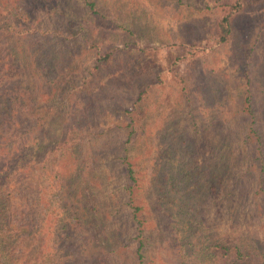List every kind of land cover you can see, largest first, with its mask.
<instances>
[{
    "label": "rangeland",
    "instance_id": "374dc122",
    "mask_svg": "<svg viewBox=\"0 0 264 264\" xmlns=\"http://www.w3.org/2000/svg\"><path fill=\"white\" fill-rule=\"evenodd\" d=\"M90 1L98 9L96 14L84 0H68L59 14L33 7V16L26 19L36 30L59 28L67 33L72 27L82 28L103 49L114 50L109 65L93 69L99 80L98 85L90 86L91 94L82 85L84 77L95 78L88 74L95 55L82 39L72 63L54 77L53 83L65 91V97L68 95L66 107L81 103L80 115L88 125L93 124L84 128L81 138L84 147L95 146L102 154L95 168L98 185L90 198L92 202L105 199L108 206L102 220H108L107 229L115 230L120 238L114 246L100 244L94 222L85 219L80 226L69 224L61 234V244L71 253L63 254L67 258L62 264H140L135 252L137 219L142 220L143 264H179L181 244L166 208L157 201L158 187L153 183L169 162L192 169L195 204L203 223L213 225L210 233L214 240L228 230L233 236L246 234L264 250V161L258 153L259 146L264 153V2L247 6L235 17L230 44L193 55L179 44L176 35L182 32L189 43L203 46L207 40L203 35L214 34L219 2L227 0H181V4L176 0ZM6 17L2 13L0 19ZM15 69L9 59L5 60L2 84L8 80L11 85L17 80L22 86L36 84L33 77L19 79L20 69ZM175 72L180 73L183 83L178 82ZM73 87L76 89L71 90ZM43 91L35 94L32 89L29 95L38 98ZM71 94L76 99L71 100ZM46 120L42 130L39 124L32 127V120L19 122V129L22 132L29 127L32 135H41L47 146H52L55 136L49 135L47 122L51 119ZM223 148L231 150L226 162L232 179L227 183L230 187L236 183L233 197L240 208L233 223L227 221V209L222 205L225 186L223 189L219 183L217 190L206 189L212 177L211 164L218 157L217 161L224 158ZM123 154L137 177L132 192L128 189L130 179L124 174ZM51 165L47 164L46 173ZM38 167L32 168L33 196L42 189L36 184H40ZM136 205L140 210H134ZM34 213L35 228L46 230L49 213L44 218L37 208Z\"/></svg>",
    "mask_w": 264,
    "mask_h": 264
},
{
    "label": "trees",
    "instance_id": "16d2710c",
    "mask_svg": "<svg viewBox=\"0 0 264 264\" xmlns=\"http://www.w3.org/2000/svg\"><path fill=\"white\" fill-rule=\"evenodd\" d=\"M176 1L181 4V0ZM84 2L94 14L97 13L94 1ZM258 2L264 0L219 2L220 14L214 34L203 35L207 40L201 47L196 43H189L188 37L182 35V32L176 35V39L193 55L198 50L228 45L233 39L235 17L247 6ZM63 4H68V0H0V17L2 13L7 16L4 21L0 19V79L4 78L2 69L5 60L9 59L16 68L15 71L20 69L19 79L25 76L33 77L36 81V84L24 86L18 80L13 85L10 80L3 84L0 81V264H62L63 259L67 258L63 254L67 252L69 255L71 251L62 247L61 234L69 224L80 226L85 219L95 223L100 244L114 246L120 240L115 230L107 229L108 220L106 223L102 220L104 208L108 206L105 199L92 202L90 198L98 185L99 178L95 175V168L102 154L95 146L84 147L81 138L84 128H90L93 124L88 125L80 115L81 103H71L66 107L64 99L68 95L65 97V91H60L53 83L56 74L64 73L65 68L74 60L79 39L95 55L88 74H94L93 69L109 65L114 50L103 49L99 41L88 36L82 28L72 27L64 33L59 28L36 30L31 27L32 22H26L28 17L33 16V7L50 11L53 9L59 14L63 11ZM43 34H48V37ZM75 41L77 42L74 43ZM96 74L98 72L94 74V79L84 77L86 82L82 87L88 89L89 94L92 93L90 86L98 85L99 77ZM175 75L178 82L183 83L180 73L175 72ZM53 85L56 87L52 92ZM32 89L33 93L37 91L39 94L44 90L43 95L41 93L43 97L30 96ZM74 89L76 87L71 90ZM145 90L146 88L139 92V98ZM70 99L76 98L71 94ZM45 101L48 102L47 105ZM247 102L250 108L248 98ZM46 119H51L47 122L51 126L49 135L55 136L52 146H47L41 135H32L29 127L22 132L19 129V122L28 123L32 120V127L37 128L39 124L42 130L41 126L48 121ZM251 129L255 130L253 127ZM257 143L262 145L260 137H257ZM258 151L262 159L260 161L263 162L261 146ZM221 154L224 158L217 161L218 157L211 164L212 177L206 184V189L217 190L219 183L223 189L225 186L226 192L222 195L225 201L222 205L227 209V221L233 223L240 208L237 199L233 197L237 189L236 183H232V187L227 183L232 179V169L226 162L231 150L223 148ZM122 161L124 174L130 179L128 189L132 192L131 188L137 182V177L126 154H123ZM49 162H52L51 169L46 173ZM36 165H39L36 179H40V184H36L42 189L37 190L33 196L31 193L35 179H32V168ZM161 171L158 172V182L156 180L153 183L158 187L157 201L166 208L172 230L181 244L183 256L179 264H264L263 247L254 245L246 234L233 236L226 230L225 234L218 235L214 240L210 233L213 225L203 223L199 207L195 204L197 197L195 198L191 189L190 178L193 171L190 167L169 162ZM134 207V210H140V206ZM36 208L43 218L49 213L50 226L46 230L44 227L38 229L34 226ZM218 209L221 208L218 206ZM222 216L224 215L221 214L220 217ZM141 223L142 220L137 219L135 252L139 263L143 264L144 237ZM69 230L68 227V232ZM50 240L54 243H50Z\"/></svg>",
    "mask_w": 264,
    "mask_h": 264
}]
</instances>
